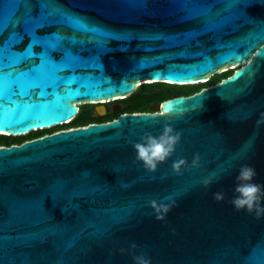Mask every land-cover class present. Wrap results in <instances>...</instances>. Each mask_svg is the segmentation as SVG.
<instances>
[{
	"label": "water",
	"instance_id": "1",
	"mask_svg": "<svg viewBox=\"0 0 264 264\" xmlns=\"http://www.w3.org/2000/svg\"><path fill=\"white\" fill-rule=\"evenodd\" d=\"M56 7L123 38L103 41L43 22L36 35L45 47L54 32L66 39L48 50L40 95L35 90L24 103L0 98L2 135L69 123L80 103L124 99L141 84L194 85L234 71L153 112L0 146V264H134L138 254L151 264H264V218L230 203L241 164L254 167L255 182L264 185V124L256 123L264 113V0H49ZM25 8L35 16L40 5L29 0L21 15ZM41 44L23 69L40 63ZM52 61L72 64L76 76L61 73L58 88ZM103 109L97 106L98 115ZM165 125L180 140L149 173L132 145ZM196 153L198 167L171 171L174 160L190 163ZM213 172L218 179L203 187ZM215 192L224 199H213ZM169 196L175 205L156 219L149 201Z\"/></svg>",
	"mask_w": 264,
	"mask_h": 264
},
{
	"label": "snow or ice",
	"instance_id": "2",
	"mask_svg": "<svg viewBox=\"0 0 264 264\" xmlns=\"http://www.w3.org/2000/svg\"><path fill=\"white\" fill-rule=\"evenodd\" d=\"M28 2L29 0H0V37H2L0 39V98L5 101L15 100L24 103V99L32 96L35 90H39V95L44 91L40 84L44 65L47 63L45 57L48 55V50H60V42L66 37L61 36L59 32H54L49 37L53 42L50 43V46L45 47L44 44H41L44 37L36 35L37 28L47 26L43 22L58 23L77 33L90 35L93 38L100 37L103 41L123 38L110 30L94 26L84 18L61 7L49 9V0H37L40 5L37 15H32L27 8L21 15V8ZM52 17L58 19L50 20ZM21 26L23 27L22 32L17 30ZM5 32L8 33L6 37H4ZM25 35L30 37L29 43L23 49L17 50L14 46L22 42ZM37 44H41V47L46 49L45 53L39 54L40 63H31L27 69H23L24 64L34 61L38 55L33 51V46ZM51 65L55 67L54 75L58 82V88L64 84L66 79L61 73L71 71L73 76H76V68L72 64H57L52 61ZM93 67L95 68L96 65ZM99 67L102 70V65Z\"/></svg>",
	"mask_w": 264,
	"mask_h": 264
},
{
	"label": "clouds",
	"instance_id": "3",
	"mask_svg": "<svg viewBox=\"0 0 264 264\" xmlns=\"http://www.w3.org/2000/svg\"><path fill=\"white\" fill-rule=\"evenodd\" d=\"M256 123L258 126L264 124V113L259 114ZM179 140L180 133L174 131L171 125H165L156 136L145 133L139 141L132 145L135 153L134 159L141 164L145 171L155 172L159 165L172 156ZM199 162L200 156L198 153L193 154L190 163L181 157L172 162L171 171L179 175L182 169L198 167ZM256 175V170L251 165L241 164L239 166L234 177V195L230 203L235 211H243L255 219H261L264 218V185L255 182ZM215 179H218V174L213 172L202 180V186L207 188ZM165 199L168 201L167 203H157L155 200L149 201V206L153 209L155 218L158 220H163L175 205V200L171 196L165 197ZM213 199L220 202L224 199V194L215 192L213 193ZM129 247L134 250L137 246L133 243ZM132 259L134 264H151L150 259L143 254L133 255Z\"/></svg>",
	"mask_w": 264,
	"mask_h": 264
},
{
	"label": "trees",
	"instance_id": "4",
	"mask_svg": "<svg viewBox=\"0 0 264 264\" xmlns=\"http://www.w3.org/2000/svg\"><path fill=\"white\" fill-rule=\"evenodd\" d=\"M234 69H227L224 72L215 74L206 82L194 85H173L168 83H145L137 87L133 93L124 99H117L114 101L120 102L123 106L117 112H111L108 115H95L91 111L92 104H83L79 106V111L75 118L69 123L55 126L49 129L31 131L26 135L9 136L0 134V146H10L13 144H20L24 141L41 136L43 134H50L58 130L70 129L73 127L86 126L91 123H100L113 120L118 115L123 113H148L153 112V106L160 104L162 101L178 96H188L200 89L209 87L220 82L222 79L229 77ZM110 101V102H114Z\"/></svg>",
	"mask_w": 264,
	"mask_h": 264
},
{
	"label": "flooded vegetation",
	"instance_id": "5",
	"mask_svg": "<svg viewBox=\"0 0 264 264\" xmlns=\"http://www.w3.org/2000/svg\"><path fill=\"white\" fill-rule=\"evenodd\" d=\"M97 106H104V109H103L104 110V113L102 115H108V114H111V112H117V111H119L122 108L123 105L120 102H117V101H114V102H105V105L92 104L91 111H93L95 115H98V113H97ZM99 109H101V107ZM100 123H103V122H100ZM73 128H76V127H73ZM63 130H65V129H63ZM58 131H60V130H58ZM55 132H57V131H55ZM47 134L48 133L43 134V135L38 136V137H35V138H39V137H42V136L47 135ZM35 138H32V139H35ZM17 145H19V144H17Z\"/></svg>",
	"mask_w": 264,
	"mask_h": 264
},
{
	"label": "bare ground",
	"instance_id": "6",
	"mask_svg": "<svg viewBox=\"0 0 264 264\" xmlns=\"http://www.w3.org/2000/svg\"><path fill=\"white\" fill-rule=\"evenodd\" d=\"M143 82H151V81H149V80H143V81H141V83H143ZM108 100H102L101 102H107ZM80 104H82V103H80ZM100 110H102V108L100 109ZM4 133V132H3ZM7 134V133H6Z\"/></svg>",
	"mask_w": 264,
	"mask_h": 264
},
{
	"label": "rangeland",
	"instance_id": "7",
	"mask_svg": "<svg viewBox=\"0 0 264 264\" xmlns=\"http://www.w3.org/2000/svg\"><path fill=\"white\" fill-rule=\"evenodd\" d=\"M81 105H83V104H81ZM81 105H80V106H81ZM96 105H105V103H100V104L97 103ZM157 105H159V104H157Z\"/></svg>",
	"mask_w": 264,
	"mask_h": 264
}]
</instances>
